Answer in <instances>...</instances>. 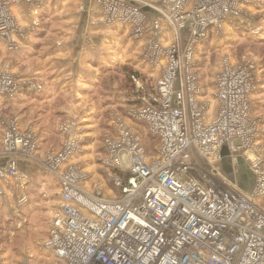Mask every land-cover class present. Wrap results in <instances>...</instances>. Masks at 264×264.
<instances>
[{
    "label": "built area",
    "instance_id": "1",
    "mask_svg": "<svg viewBox=\"0 0 264 264\" xmlns=\"http://www.w3.org/2000/svg\"><path fill=\"white\" fill-rule=\"evenodd\" d=\"M133 3L99 0L106 24L129 26L132 36L141 39L149 30L142 9L147 5ZM44 4L0 0V47L16 52L20 44L13 34L26 35L15 24V8L27 6L33 26L40 27ZM238 6V0H164L162 21L152 24L154 37L142 58L160 77L143 106L126 111L130 124L113 112L114 134L104 143L107 155L101 164L114 172L108 180L113 196L106 197L100 186L95 191L86 187L88 174L74 164L86 153L85 130L75 120L60 123L63 147L41 162L60 183V202L45 243L53 264H264V205L259 203L264 200V161L251 154L257 149L264 154V129L251 112L259 86L254 67L245 57L241 63L225 58L215 80V114L199 76L202 46L211 31L218 33L238 16ZM166 27L172 38L164 46L159 38H165ZM1 56L0 50V61ZM23 90L17 77L1 67L0 96L18 98ZM1 123L0 159L7 164L0 170V196L1 182H23L19 159L34 158L40 145L33 129L23 131L15 119ZM139 125L159 140L154 156H148ZM225 150L239 183L220 171ZM198 157L214 160L211 171L193 169ZM250 176L252 188H246ZM28 201L22 195L20 207ZM0 264H5L1 256Z\"/></svg>",
    "mask_w": 264,
    "mask_h": 264
},
{
    "label": "rangeland",
    "instance_id": "2",
    "mask_svg": "<svg viewBox=\"0 0 264 264\" xmlns=\"http://www.w3.org/2000/svg\"><path fill=\"white\" fill-rule=\"evenodd\" d=\"M238 1L239 12L236 14L238 16L234 15L235 17L230 18L224 24L223 29L218 33L216 31H211L209 41L202 46L199 56V76L203 86L205 87V93L207 94L206 97H208L207 100L211 101L212 103L210 111L215 114L217 112V103L215 101V80L217 75L221 72L223 61L228 57H230L233 62L241 63L243 57L250 61L251 65L254 67L255 76L259 82V86L257 88L258 92L253 96V107L251 112L252 116L260 121V125L264 129V5L262 6L263 8L259 10L255 9L254 6H251V8L249 6L252 3L255 4V0ZM139 2L147 5V8L149 7L156 9L155 12L157 14H154L155 16L153 19H151V16H149V22L155 20L162 21L161 14H159V12H161L164 8V0H140ZM121 12H123V10H121L119 13ZM42 13L38 17L41 25L40 27H35L33 26V23L28 20V18L25 20H23V18L20 19L23 16L22 9L21 7H17L14 9L13 13L16 19L15 24L17 27L23 28L26 32V35L30 34V37L32 38V35H35L44 29V26L47 22L50 23L47 18L48 13H45L43 10ZM105 25L112 29L115 27L106 23ZM129 34L133 40H141L144 37L143 36L141 39L134 38L130 29ZM13 35L15 36L18 45H22V43L27 42L24 41L26 38L23 40L21 39L22 37H19V33H14ZM159 40L164 46H166L170 43L171 38L166 36L165 38H159ZM115 41L116 40H114V43H117L118 46L116 47L114 44L110 46V53L112 55L108 56L110 58V62L106 63L107 65L105 64L106 69L102 70V72H99V74H97L98 71H95V74H97L98 77L95 79L93 76V78L90 79L94 81L93 83L95 85L90 89H86L87 91L89 90V93L87 94V98L89 99L87 100H91L89 105L85 107L87 110L86 113H84L88 114V121L91 122L88 123L90 124V129H88V139L85 137L86 141L84 142V144H86L88 147V151L80 156V158H78L74 163L79 165L84 173L88 174L89 180L85 183L86 187H88V189L90 188L91 191H95L96 187L100 186L103 188V193L106 197H111L114 195L112 184L108 181L110 175L114 172L110 171L106 168V166L101 164L102 159H104L107 155L104 146L105 140L107 136L114 134V130H112L114 121L113 112L119 110V112H117L125 117L124 115L128 109L141 108L143 106L142 99L148 97V94L154 90L155 85L160 77V74H148L144 71V69H139L136 67L138 65H142V58L146 53V46L148 42H143L142 46L137 48L132 46L130 47L131 50L125 53L126 43L130 45V41H125V45L122 47L120 46L119 42ZM118 41H120V39ZM0 50L2 52H6L1 56L0 68L3 66L7 67L11 73L17 77L18 81L21 82L24 90L20 93V96L24 94L23 92H33L34 90L29 88L26 89L24 82L27 83L28 86L36 82L32 78H27L30 75H33L32 70L36 65L35 58L26 55L25 57L21 56V59H19L17 52L7 54L8 48L4 44L0 47ZM117 57L118 60L116 61ZM22 75L25 77V79ZM130 76H132V82L129 79ZM47 77L46 79L49 78ZM133 78H136L137 82L134 81ZM40 86H42V89L35 91L41 92L43 91V87L45 88L46 86L45 90L48 93L44 94V96L42 95L41 98L32 99V96L29 97L31 101H29L27 104L17 102L13 104L10 109L4 107L3 113L5 115L10 113H13V115L15 114L17 118L14 117L13 119L16 120H18V118L21 116H24L25 119L22 118L21 121H18L23 131L30 130V128L31 132H33L32 129L35 131L34 126L38 124H36V120H42L41 124L46 126L44 127L45 131L52 133L49 138L44 137V139L48 138V142L45 143V145H47L46 150L45 147H43L42 152L46 153L48 149L50 150L48 152H51V155H53L60 152L63 146L62 138H60L59 135L63 134L60 133V128L57 123L61 117L67 115V112L64 111V108L68 94H61L60 92L55 95V91H50L51 87L49 85L41 84ZM116 96H122L124 102H120L118 104L116 102ZM130 101H134V104H130L128 106L127 103H130ZM77 109V106L74 104L69 106V111H73L75 116L79 115V109ZM70 112H68V114ZM66 118L67 117L61 118L60 120L65 121L70 119ZM125 121L129 123V118H127V116L125 117ZM46 124H49V126ZM53 125H55V128ZM39 126L40 124H38V127ZM136 127L141 130L145 137H149L145 125H139ZM81 128L83 127L81 126ZM89 130L91 131L89 132ZM0 131L3 132L5 130L0 129ZM38 140L40 142L39 144L41 145L42 141L40 140L39 136ZM154 140V143L152 142L149 144L150 151L147 152L148 156H154L157 151L156 148L158 146L159 140H157V138H154ZM262 142L264 144V137ZM51 146L55 147L52 149V151L50 149ZM251 154L254 159H258L260 156V159L264 161V154H258V149ZM223 155L225 156V159L222 166H220V171H222L230 179H233L234 174L232 170H234V166L232 165V159L231 157L227 156L226 150L223 152ZM213 162L214 160L212 158H208L206 160L200 159L198 157L196 161L193 162V169L197 171V173H203V169L206 171H211ZM40 169H42L40 172H42L44 175L49 173L47 171L48 168L45 166H41ZM48 170L51 171L50 169ZM21 175L23 178L21 180L25 184L26 176H24V173L22 172ZM54 175L57 176L56 174ZM27 178L31 179L29 176H27ZM36 178L37 181H40L42 179L41 174H39V176ZM32 180L34 181V178H32ZM36 180L34 182H36ZM233 180L239 183L236 178ZM15 181L17 182L18 180ZM252 181L253 176H250L248 181L249 185L246 184L245 187L247 188L249 186L250 188L251 186L252 188ZM103 182L106 183V185L103 184ZM13 183L16 184L15 182ZM53 183L56 184L50 185L52 187L48 186L49 189H46V191L42 193L43 196L41 193L38 194L41 198H38L37 200L34 199L32 203L28 202L26 204L28 205L30 203L28 206L31 208H28V217H22L23 219L19 218V216L24 213L23 211L25 209L24 207H20L19 204L22 198L21 193H19L20 195L16 194V189L14 186H9V188L6 187V190L3 188L4 195L0 196V256L4 260L5 264H24L27 261L28 264H53L55 262L52 252L47 250L45 247V243L49 241L50 226L54 218V213H52L51 208L55 206L56 202L58 201V185L55 180ZM3 184L4 182L1 184V186ZM116 193L118 194V191H116ZM259 203L264 205V200L260 201Z\"/></svg>",
    "mask_w": 264,
    "mask_h": 264
},
{
    "label": "crops",
    "instance_id": "3",
    "mask_svg": "<svg viewBox=\"0 0 264 264\" xmlns=\"http://www.w3.org/2000/svg\"><path fill=\"white\" fill-rule=\"evenodd\" d=\"M136 1L140 0H130L131 3ZM44 2L45 4L43 7V11H45V13H48L47 18L48 21H50L51 25L49 22H47L44 26V29H42V31L36 33L35 35H32V38L30 37V34H27L23 38H21L23 40L26 38L24 41L27 42L22 43V45H20L19 50L16 52L19 55V59H21V56L25 57L26 55L35 58L36 65L32 70L33 75L28 74L30 76L27 77L29 79L32 78L36 81L33 84L49 85L51 87L50 91H55V95L60 92L61 94H68L64 108V111L67 112V115L61 118L67 117L70 118L69 120L75 119V121L79 122V124L85 130V133H87V136H85L87 138L89 135L88 129H90V124L88 123L91 122L88 121V114L84 113H86L87 110L85 109V107L89 105L91 100H87L89 99L87 98L89 90L87 91L86 89H90L92 86L95 85L93 83L94 81L90 79L93 78V76L96 79L98 77L97 74H99V72H102V70L106 69V63L110 62V58L108 56L112 55L110 53V46H112L113 44L116 47L118 46L117 43H114V40H116L115 42H119L121 47L125 45V41H130V45L126 43V53L131 50L130 47H140L142 46L143 42L147 43L154 37L151 27L156 20L149 22V16H151V19H153V17L155 16L154 14H157L155 12L156 9L142 7L144 12H146L145 14L148 19L147 24L149 26V30L141 40H133L129 34V26H115L112 29L105 25L104 12L99 5V0H44ZM254 3L255 4L252 3L251 5H249L250 8L251 6H254L255 9L259 10L263 8L262 6L264 5V1L263 3H257L256 1H254ZM21 9L23 16L20 19L23 18V20H25L26 18H28V20L31 21V19L28 17L29 8L27 6H23L21 7ZM166 31L168 33L165 32V37L167 36L168 38H172L171 31L168 30L167 27ZM118 37L120 41H118ZM112 49L114 50L113 47ZM3 53L6 52L3 51L2 54ZM11 53L14 52H8L7 54ZM118 57L116 58V61L118 60ZM230 61L233 62V60ZM142 62V65H138L136 67L139 69H144V71L148 74L154 75L156 73L151 67L147 66V64L144 63L143 59ZM95 71H98V73L95 74ZM47 74L49 78L47 77ZM46 77L48 79H46ZM25 87L26 89L28 88L27 85H25ZM45 89L46 86L45 88L43 87V91L41 92L35 90L33 92L28 91V93L23 92L24 94H22V96H19L18 98L14 99H6L0 96V117H2L0 118V129H2V119H13L14 117L17 118V116H15V114L13 115V113L5 115L3 113L4 107L10 109L11 106L17 102L27 104L29 101H31V99H29V97L31 96L32 99L41 98L42 95L44 96V94L48 93ZM116 99V102L118 104L120 102H124L122 96H116ZM72 104L76 105L79 109V115L75 116L73 114V111H69V106ZM130 104H134V101H130ZM117 111L119 112V110ZM68 112L70 113L68 114ZM22 118L25 119L24 116H21L20 118H18L17 121H21ZM60 119L57 123L58 125H60V123L63 121ZM41 121L42 120H36V124L38 123L40 124V126L38 127L37 124L34 126V129L35 133H37V135L40 137V140L42 141V147L41 145H39L38 152L34 158L22 157L19 159L20 171L22 170L21 172L31 178L28 179V184H24V182L18 183V181L16 182L15 180H13L11 182H4V186H2L5 190L6 187L9 188V186H14L16 189V194L21 193V195L23 196L28 195V202L32 203L34 199L37 200L38 198H41L38 195L39 193H41L42 195V193H44L46 189L52 187L50 185L56 184L53 183V181L55 180L58 185V201L56 202V205L51 208L52 213H55L56 207L60 202V183L59 178L48 169L47 171L49 173H46L45 175L40 172V170H42L40 169L41 166H44L41 163L42 160L46 156L51 154V152H48L50 151L48 149L46 153H43L42 150L43 147H45L46 150L47 145H45V143L48 142V138L52 134L50 132L45 131L44 127L46 126L41 124ZM46 125L49 126V124ZM53 126L55 128V125ZM90 131L91 130H89V132ZM1 134L2 132L0 131V138ZM59 135L60 138H62V143L64 144L65 136L61 134ZM44 137L48 138L44 139ZM85 147L87 152L88 147ZM54 148V146H51V151ZM6 164L7 159H0V170L4 169L6 167ZM39 174H41L42 179L40 181H37L36 177L39 176ZM32 178H34V181L36 180V182H34ZM13 182H15L16 184H14ZM2 183L3 182H1V184ZM30 203L28 205H30ZM28 205L23 206L25 208L23 211L24 213L19 216V218L28 217L27 211L28 208H31Z\"/></svg>",
    "mask_w": 264,
    "mask_h": 264
},
{
    "label": "trees",
    "instance_id": "4",
    "mask_svg": "<svg viewBox=\"0 0 264 264\" xmlns=\"http://www.w3.org/2000/svg\"><path fill=\"white\" fill-rule=\"evenodd\" d=\"M133 75H135V74H133ZM132 75V76H133ZM132 76H130V80H131V82H132ZM127 105L129 106L130 105V103H127ZM150 142V143H149ZM154 143L155 142V140H154V138L153 137H151V136H149V137H145V140H144V143H145V146H146V149H147V151L149 152L150 151V148H149V144H151V143ZM157 142V141H156Z\"/></svg>",
    "mask_w": 264,
    "mask_h": 264
},
{
    "label": "bare ground",
    "instance_id": "5",
    "mask_svg": "<svg viewBox=\"0 0 264 264\" xmlns=\"http://www.w3.org/2000/svg\"><path fill=\"white\" fill-rule=\"evenodd\" d=\"M139 8V7H138ZM149 8V7H148ZM3 98H6L5 96L3 97ZM245 167V166H244ZM25 206V205H24ZM21 207H23V206H21Z\"/></svg>",
    "mask_w": 264,
    "mask_h": 264
}]
</instances>
